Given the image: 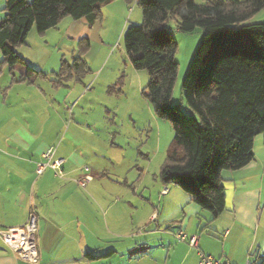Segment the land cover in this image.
Returning a JSON list of instances; mask_svg holds the SVG:
<instances>
[{"label":"trees","instance_id":"1","mask_svg":"<svg viewBox=\"0 0 264 264\" xmlns=\"http://www.w3.org/2000/svg\"><path fill=\"white\" fill-rule=\"evenodd\" d=\"M108 1L5 0L0 21L3 62L12 68L22 59L16 47L33 28L45 33L69 16L86 18L92 26ZM137 1L143 22L125 30L126 52L135 69L148 71L147 96L174 129L161 178L178 185L217 219L226 208L223 172L248 165L254 159L255 137L264 133V23L243 24L264 8V0ZM172 18L182 32L204 30L183 81L193 116L172 103L179 69L178 42L166 29ZM59 71L79 78L87 66H61Z\"/></svg>","mask_w":264,"mask_h":264},{"label":"rangeland","instance_id":"2","mask_svg":"<svg viewBox=\"0 0 264 264\" xmlns=\"http://www.w3.org/2000/svg\"><path fill=\"white\" fill-rule=\"evenodd\" d=\"M204 1L196 0L198 3ZM1 17L4 18V11ZM67 20L74 19L69 16L61 25L47 30V34L33 28L26 42L16 47L22 59L14 66H27L36 72V76L48 80L55 89L59 88L57 99L61 104L51 98L48 100L56 104L51 107L65 118L61 136L71 139L76 134L83 135V141L77 147L84 157L81 173L89 166L93 173L105 174L104 183L97 185L103 188L100 189L102 193L106 190L108 202L118 204L108 213V218L117 212L118 217L123 216V224L126 220L127 229L121 226L120 218L116 225L110 224L111 233H106L102 228L106 207L101 203V211L98 207L95 212L97 223H100L97 228L100 239L96 241V249L86 254L101 261L98 264H163L169 242L160 245L158 241L164 236L148 234V224L136 223L148 217L152 204L157 205L160 187L164 186V189L166 185L174 184H165L161 178V169L174 144L172 123L157 115L147 96L150 75L147 70L135 69L124 43L125 30L143 22L142 7L137 0H110L102 4V16L89 26V32L82 33L83 38L77 40L66 35ZM251 23H264V8L243 24ZM166 29L178 42L176 60L179 69L172 103L180 105L187 116H193L194 112L184 99L183 81L202 42L204 30L182 32L174 18L168 21ZM0 66H8L6 73H11V67L3 62L1 51ZM61 66H87V71L79 78L76 75L69 78L59 74ZM4 80L1 79L0 84ZM19 80H22L21 76ZM3 91L0 87V97ZM46 111L50 112L48 106ZM79 124L89 131L81 129ZM91 128L96 135L90 132ZM77 144L78 141L72 146ZM68 175L64 167L61 178ZM92 186L81 187V200L85 204L92 202ZM145 204L149 205L147 210ZM156 216L157 213L153 220ZM216 222L218 219L212 220V223ZM163 228L165 230L167 226L163 225ZM203 228L208 231L206 226ZM213 235L220 239L211 244L219 252L217 258L227 259L229 254L222 245L221 234ZM255 260L256 264H261L264 257L260 253Z\"/></svg>","mask_w":264,"mask_h":264},{"label":"crops","instance_id":"3","mask_svg":"<svg viewBox=\"0 0 264 264\" xmlns=\"http://www.w3.org/2000/svg\"><path fill=\"white\" fill-rule=\"evenodd\" d=\"M4 4L5 0H0V21ZM66 19L68 17L57 26ZM67 23L65 32L72 39H81L82 33L90 31L86 18ZM6 67L0 66V80L6 79L0 84L1 90L4 89L0 97V227H20L27 222L30 212L36 214L40 260L32 263L19 258L0 238V264L101 263L86 254L96 249V241L100 239L97 236L100 223H97L95 212L98 207L101 211V203L105 204L102 228L108 234L112 231L110 224L116 225L121 218L117 212L111 215V221L108 218V213L118 204L108 202L106 190H102L103 193L100 190L105 174L91 170L93 178L88 184L93 185L94 195L92 202H82V186L76 179L86 174L80 171L84 157L77 151L83 135L76 134L71 139L61 136L65 118L51 107L56 104L48 100L51 98L61 104L57 99L59 88L52 87L48 80L39 78L27 66H13L10 74L6 73ZM47 106L50 112L46 111ZM79 127L89 131L80 124ZM90 132L96 135L92 128ZM60 140L63 144H59ZM76 141L78 144L73 147ZM51 146L57 147L58 156L66 159L67 178L58 177L50 169L37 174V163ZM222 176L226 208L217 218L219 222L212 223V214L176 184L166 185L169 192L165 194L160 193L164 187L161 186L157 205L152 204L146 219L136 222L137 225L148 224V234L164 236L158 241L160 245L169 242L163 264H199L195 248L176 242L174 233L181 228L190 235L198 233L200 249L214 257L219 252L212 245L220 239L213 233L221 234L231 264H247L248 261L256 264L255 258L260 253L264 255V133L255 137L254 159L243 168L225 170ZM145 205L147 210L149 205ZM155 213L157 216L153 220ZM120 224L127 229L123 216ZM163 225L167 226L165 230ZM205 226L208 231L203 228ZM82 247L85 248L83 254Z\"/></svg>","mask_w":264,"mask_h":264},{"label":"built area","instance_id":"4","mask_svg":"<svg viewBox=\"0 0 264 264\" xmlns=\"http://www.w3.org/2000/svg\"><path fill=\"white\" fill-rule=\"evenodd\" d=\"M59 144H63V140H60ZM56 150L57 147L51 146L43 153L42 159L37 163V174H43L46 170L50 169L58 177L64 176L66 159L57 156ZM84 170L86 174L77 179V182L83 187L93 178L89 166H85ZM168 192V187H165L162 191L163 194ZM37 231L38 217L33 212H30L24 225L16 228L0 227V238L19 258L37 263L40 260V252L37 247ZM174 236L178 242L186 243L197 250L199 264H231L229 260L223 257L217 258L202 251L199 247L198 234L190 235L181 228L174 233ZM247 264H250V261Z\"/></svg>","mask_w":264,"mask_h":264}]
</instances>
